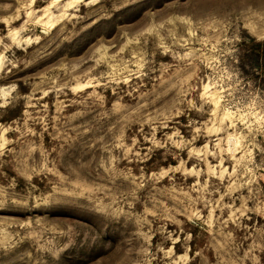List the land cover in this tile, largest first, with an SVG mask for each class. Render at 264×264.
Masks as SVG:
<instances>
[{
  "label": "rangeland",
  "instance_id": "374dc122",
  "mask_svg": "<svg viewBox=\"0 0 264 264\" xmlns=\"http://www.w3.org/2000/svg\"><path fill=\"white\" fill-rule=\"evenodd\" d=\"M264 0H0V264H264Z\"/></svg>",
  "mask_w": 264,
  "mask_h": 264
},
{
  "label": "trees",
  "instance_id": "16d2710c",
  "mask_svg": "<svg viewBox=\"0 0 264 264\" xmlns=\"http://www.w3.org/2000/svg\"><path fill=\"white\" fill-rule=\"evenodd\" d=\"M251 51L255 52L262 60H264V41H254Z\"/></svg>",
  "mask_w": 264,
  "mask_h": 264
}]
</instances>
